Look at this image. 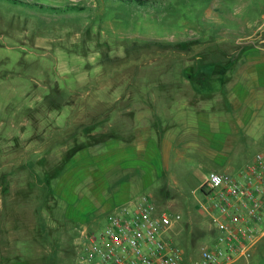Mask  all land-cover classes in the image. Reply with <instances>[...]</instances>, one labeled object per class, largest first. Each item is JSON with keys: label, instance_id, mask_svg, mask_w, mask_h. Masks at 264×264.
Returning a JSON list of instances; mask_svg holds the SVG:
<instances>
[{"label": "rangeland", "instance_id": "1", "mask_svg": "<svg viewBox=\"0 0 264 264\" xmlns=\"http://www.w3.org/2000/svg\"><path fill=\"white\" fill-rule=\"evenodd\" d=\"M30 1L0 0V264H82L83 233L142 194L181 216L169 238L196 257L213 233L203 181L227 168L201 148L224 144L235 175L264 150V89L247 80L237 115L255 111L251 124L198 133L205 106L222 111L205 92L237 95L219 74L252 61L238 49L264 57V0ZM177 95L192 103L176 129L196 132L180 145ZM235 264H264V238Z\"/></svg>", "mask_w": 264, "mask_h": 264}, {"label": "built area", "instance_id": "2", "mask_svg": "<svg viewBox=\"0 0 264 264\" xmlns=\"http://www.w3.org/2000/svg\"><path fill=\"white\" fill-rule=\"evenodd\" d=\"M201 208L209 216L211 239L198 255L169 238L179 214L161 210L149 194L118 207L100 232H84L82 264H234L249 258L264 236V150L238 175L209 171Z\"/></svg>", "mask_w": 264, "mask_h": 264}, {"label": "crops", "instance_id": "3", "mask_svg": "<svg viewBox=\"0 0 264 264\" xmlns=\"http://www.w3.org/2000/svg\"><path fill=\"white\" fill-rule=\"evenodd\" d=\"M246 46H248V45H246ZM246 46H241L238 49V52L242 53V57L244 55V57L246 59H252V61H250V63H246V64L245 63H240V64L234 63L233 65L227 66L226 72L219 74L220 80L224 78L225 80H229L231 83H234L237 85L234 89L237 92V95L232 99L231 98L228 99L225 96H221V95L219 96L218 94H216L214 92L213 93L205 92L204 95L208 94L209 96H206V97H209V98L206 100L202 99L201 102H203L205 104H207L210 101H212L213 103H216V106H214V104H213V106H210V108L212 109V113H213V111H216L218 109L222 110V111L219 113V115H217V113L214 112L213 116L210 118V116L208 114L209 108H208V106H205L206 109H204L203 115H202L201 119H199V127L200 128L198 129V133H202V134H210V133L231 134L234 131H239L240 127L242 125H244V126L250 125L251 121H252L251 118L257 115V114L255 115V111H248V110L244 113L243 117H241V115H237V113H239V111L241 109V103L244 102L245 98H246L244 96V94L240 93L241 88L238 86V84L240 83V81H239L240 79L247 80V82H249L253 85H257L258 88L264 89V57L261 59V61L258 60L257 63L254 62L253 60L255 58H259V57H256V55L253 54L255 52L246 51V49H247ZM254 47L257 50H260L259 53L262 52L263 56H264V46L263 45H255ZM259 53L257 52V54H259ZM223 87L224 86H220L219 91H221V89ZM259 95L262 96L260 98V101H254L256 103L257 109H260L262 101L264 100V91ZM183 96H185V95H183ZM255 97H257V96H255ZM182 98L179 97V95H177L176 99L173 100V102L176 101V102H178V104L171 106V109L174 111V114L172 115V119H170V124H171V127L173 129L172 131H174V133H178L181 135V138L178 141L179 145H180V143H183V141H186L190 134L196 133V132H193L188 127V124H187L188 120L182 119L181 123L183 126L179 127L178 130L176 129V123L178 124L179 120H180V119L176 120V118H175L176 114H181V115L185 116V114H186L185 111L189 107V104L192 103V101L190 102V100H192V99H189L188 96L185 97L186 99H182ZM194 102H197L196 99L194 100ZM228 110H233V111H228ZM243 112L244 111L242 110V113ZM150 138H152V137H150ZM150 142L155 145L156 150L159 149V146L156 145V143L158 142L156 139H154V141L151 139ZM149 147H150V145H148V148ZM144 148L145 147H136V145H135L134 151L137 153L138 151L145 150ZM224 148H225L224 144H222L221 142H216L213 144L212 147H208L205 151L202 150V148H201L200 154L202 157H205L209 161H211L212 163H210V164L212 166L214 165V166H219L221 168H223V167L228 168L229 166H228V161H227V154H226ZM173 149H174V146H173ZM181 151H179L177 154V158H179V159H181L182 157H185V155ZM193 156H194V154H193ZM198 156H200V155H198ZM188 157L189 156H187V159H189ZM200 163L203 164V162H200ZM227 168L226 169L224 168V170L222 172H228ZM212 170H215V169H212ZM209 171H211V170H209ZM215 171H217V170H215ZM128 196L130 198L132 197L129 193H128ZM263 238H264V236L262 238H260L257 241V243L254 245V247L252 249V254H253V250H255V248L257 247V245L259 244V242H261V240ZM252 254H251V256H252ZM241 260H248V258H241L236 263H238Z\"/></svg>", "mask_w": 264, "mask_h": 264}, {"label": "trees", "instance_id": "4", "mask_svg": "<svg viewBox=\"0 0 264 264\" xmlns=\"http://www.w3.org/2000/svg\"><path fill=\"white\" fill-rule=\"evenodd\" d=\"M14 2H21V3H30V4H37V3H31L33 1H27V0H13ZM40 4V3H38ZM63 8V6H57L55 8V10H61ZM68 8H77V9H80V6L79 5H71V6H68ZM201 75H204V74H201ZM194 78H196V76H194Z\"/></svg>", "mask_w": 264, "mask_h": 264}, {"label": "water", "instance_id": "5", "mask_svg": "<svg viewBox=\"0 0 264 264\" xmlns=\"http://www.w3.org/2000/svg\"><path fill=\"white\" fill-rule=\"evenodd\" d=\"M259 43L264 46V29L262 30V33L260 35Z\"/></svg>", "mask_w": 264, "mask_h": 264}]
</instances>
